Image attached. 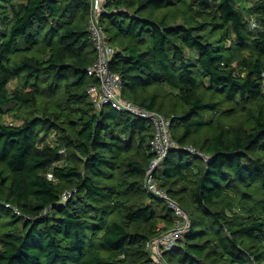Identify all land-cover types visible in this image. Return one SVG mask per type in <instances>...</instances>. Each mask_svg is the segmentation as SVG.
<instances>
[{"label":"trees","instance_id":"1","mask_svg":"<svg viewBox=\"0 0 264 264\" xmlns=\"http://www.w3.org/2000/svg\"><path fill=\"white\" fill-rule=\"evenodd\" d=\"M91 12L0 0V264H152L173 226L145 189L153 126L88 92ZM100 20L120 96L179 145L158 178L192 230L167 262L264 264V0H108Z\"/></svg>","mask_w":264,"mask_h":264},{"label":"built area","instance_id":"2","mask_svg":"<svg viewBox=\"0 0 264 264\" xmlns=\"http://www.w3.org/2000/svg\"><path fill=\"white\" fill-rule=\"evenodd\" d=\"M92 12L89 18L88 29L94 43L97 59L88 69V75L98 80L99 86H92L88 92L98 108L109 107L119 113L145 119L151 123L154 136L151 140V147L154 158L151 160L145 174V189L156 200L168 205V208L175 216L173 226L162 236L147 243V248L152 256V264H169L165 258L168 252L176 250L179 241L192 230V220L188 213L175 201H173L166 189L160 185L158 176L164 169V163L171 151L179 148L173 137L169 118L155 111L144 108L130 100L120 96L122 90L121 76L110 69V64L116 53L111 45L107 33L101 25V14L105 12V5L108 0H91ZM184 150L198 157L208 158L192 146L184 147ZM72 192H66L63 199L72 198ZM15 214L21 216V212L15 208Z\"/></svg>","mask_w":264,"mask_h":264}]
</instances>
